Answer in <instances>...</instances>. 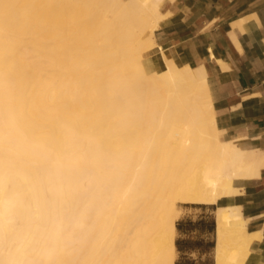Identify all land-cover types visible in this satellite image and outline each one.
<instances>
[{
    "label": "bare ground",
    "instance_id": "6f19581e",
    "mask_svg": "<svg viewBox=\"0 0 264 264\" xmlns=\"http://www.w3.org/2000/svg\"><path fill=\"white\" fill-rule=\"evenodd\" d=\"M161 1L0 0V264H174L178 201L246 264L222 200L264 150L221 137L203 64L144 57Z\"/></svg>",
    "mask_w": 264,
    "mask_h": 264
},
{
    "label": "crops",
    "instance_id": "0c3cea01",
    "mask_svg": "<svg viewBox=\"0 0 264 264\" xmlns=\"http://www.w3.org/2000/svg\"><path fill=\"white\" fill-rule=\"evenodd\" d=\"M159 9L164 17L154 29L155 45L144 57L155 66H160L161 52L179 63L203 64L221 137L264 150V0H162ZM233 188L222 202L239 204L247 228L260 235L250 244L246 264H264V166L255 176L235 180ZM205 214L207 209L197 216ZM177 231L179 239H208L197 228ZM180 243L176 259L181 262L203 260L212 249Z\"/></svg>",
    "mask_w": 264,
    "mask_h": 264
},
{
    "label": "trees",
    "instance_id": "16d2710c",
    "mask_svg": "<svg viewBox=\"0 0 264 264\" xmlns=\"http://www.w3.org/2000/svg\"><path fill=\"white\" fill-rule=\"evenodd\" d=\"M199 205H203V204H199ZM182 223H184V227L182 226ZM176 228L179 231L180 230L189 231L197 228L200 232L206 231L208 236L212 234L214 230V220L212 217L205 214V215H201L200 217H197L195 220H191V219H186L185 221L177 220ZM180 241H184L186 247L198 248L201 251H209V249L213 246L212 239L204 240L203 237H197L192 239L176 238L175 246L177 250H181ZM174 264H213V262L210 258H204L203 260H199L198 262H194L193 260L185 258L184 261L182 262L180 259H175Z\"/></svg>",
    "mask_w": 264,
    "mask_h": 264
},
{
    "label": "rangeland",
    "instance_id": "374dc122",
    "mask_svg": "<svg viewBox=\"0 0 264 264\" xmlns=\"http://www.w3.org/2000/svg\"><path fill=\"white\" fill-rule=\"evenodd\" d=\"M100 8L97 7V6H92L90 7V10L91 11H98ZM111 12L109 11L108 12V16L107 18L111 17ZM88 23V22H87ZM199 204L201 203H190V202H181V201H178V207H179V214L175 220V225H176V221L181 218V217H186V219H188L189 217L190 218H193L194 220L198 217V212L201 210H205L207 209V215L212 217L213 218V208L215 206H212V205H201L199 206ZM197 233H195V235H197ZM178 236V231H177V228H176V235H175V239L177 238ZM211 238L213 240V243H214V230L212 232V234L208 235V239ZM193 256L197 255V253H194L192 254ZM176 257H177V250H176ZM175 257V259H176ZM205 258H210L213 262V256H212V249L210 250V252L208 253V255L206 254Z\"/></svg>",
    "mask_w": 264,
    "mask_h": 264
}]
</instances>
